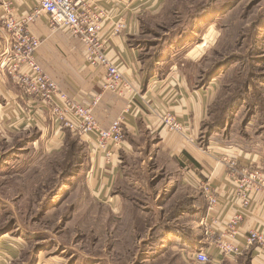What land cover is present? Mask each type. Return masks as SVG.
I'll use <instances>...</instances> for the list:
<instances>
[{"label":"crops","instance_id":"0c3cea01","mask_svg":"<svg viewBox=\"0 0 264 264\" xmlns=\"http://www.w3.org/2000/svg\"><path fill=\"white\" fill-rule=\"evenodd\" d=\"M9 1L17 19L37 7V0ZM85 1L107 11L108 19L101 33L106 42V52L131 80L135 92L116 93L106 89L104 70L88 63L84 44L67 30H53L47 14L40 12L31 24V30L42 38L36 57L44 72L62 90L84 104L90 105L95 97L99 99L93 111L101 128L108 129L121 115L125 117V138L119 146L110 147L106 153L96 150L93 141L88 143V176L92 192L110 205L113 211L126 213L125 185H121L119 192H112L117 183H133L138 175L150 178L156 168L170 169L178 175L182 172L181 185L188 193L175 201L169 212H164L167 233L163 240L166 244L174 242L180 246L186 243H190L191 247L201 246L205 241L203 220L211 223L212 218H217L218 228H221L241 211V200L236 198L233 186L226 178L223 158L234 155L244 166H264V107L261 110V99L264 103V74L261 69L256 75L253 74L254 80L246 83L238 96L241 104L237 109L228 112L220 125H214L215 120L210 122L212 127L206 131L210 119L209 108L218 100L221 87L230 85L224 84V80L235 75L237 66L232 64L235 61H230L232 65L229 63L221 73L218 68L203 84L200 81L202 74L196 73V69L191 72L179 64L168 67L159 64V61H150L142 54V47L135 42L136 35L139 33L142 8L150 6L152 0ZM2 2L0 0V22L4 17ZM120 18L126 21L127 27L123 32L115 33L114 25ZM10 45L8 31L0 29V56L6 54ZM9 82L1 73L0 96L3 106L0 115L7 124L5 127L17 132L30 129L50 131L54 134L53 139L62 138L64 129L51 115L50 108L38 99L26 96L18 86L11 87L12 81ZM230 88L232 86H228L229 92ZM256 90L260 92L258 96L254 94ZM134 93L136 95L131 96ZM245 104L248 109L254 107L255 110L251 109V114H246ZM166 110H170L185 125L183 133L170 131L161 124L157 113ZM203 137L206 143L202 144ZM126 157L130 160H126ZM207 179L218 190L220 198L210 214L209 204L200 186ZM254 198L239 224L236 243L241 254L231 257H246L248 264H264V248L262 251L250 248L246 242L249 231L257 229L264 233V193ZM213 253L215 259L212 264H220L226 258L218 250ZM176 259L181 263L193 262L189 253L187 256H176Z\"/></svg>","mask_w":264,"mask_h":264},{"label":"rangeland","instance_id":"374dc122","mask_svg":"<svg viewBox=\"0 0 264 264\" xmlns=\"http://www.w3.org/2000/svg\"><path fill=\"white\" fill-rule=\"evenodd\" d=\"M142 10L135 42L148 60L196 69L203 84L235 61V75L224 80L230 85L221 87L209 108L208 131L230 98L254 80L253 74L259 69L264 74V0H152ZM3 28L7 30L1 17ZM10 48L0 56V74L12 81L11 87L22 89L6 66L13 56ZM245 105L246 114L255 110ZM2 106L0 96V114ZM1 118L0 247H11L0 248V264H200L176 259L199 246L166 244L160 238L165 230L154 234L164 225V212L188 193L181 185L182 172L156 168L152 178L138 175L133 183H117L112 192L125 185L126 213L113 211L92 192L86 137L69 128L58 140L50 131L17 132ZM220 264L248 262L226 257Z\"/></svg>","mask_w":264,"mask_h":264},{"label":"built area","instance_id":"2783aa9c","mask_svg":"<svg viewBox=\"0 0 264 264\" xmlns=\"http://www.w3.org/2000/svg\"><path fill=\"white\" fill-rule=\"evenodd\" d=\"M2 6L3 20L12 39L8 53L11 51L13 56L8 59L6 66L24 93L48 106L62 128L77 131L86 137L89 143L93 141L95 149L99 152L108 153L110 147L119 146L125 138V117L121 115L108 129L101 128L93 111L99 99L95 97L90 105L84 104L62 90L58 83L44 72L36 57L42 38L31 30V24L36 21L38 14H47L53 30H67L84 44L88 63L104 70L106 89L116 93H133L136 89L131 80L108 56L106 42L101 37L105 21L108 19L107 11L85 0H37L36 8L23 18L17 19L13 15V6L9 0H3ZM126 27V21L120 18L115 22L114 32L121 33ZM135 95L134 93L131 96ZM157 116L168 130L179 133L185 131V125L170 110L157 113ZM223 162L226 178L232 184L236 198L241 200V211L221 228H218L217 218H212L211 223L203 220L205 241L195 253H189L190 259L200 264H212L215 259L214 250H218L223 257L241 254L236 243L239 224L244 220L255 195L264 193V166H244L234 155H226ZM200 186L209 204V214L213 213L212 208L220 201L218 190L212 186L209 179ZM246 242L248 247L262 251L264 233L253 229L246 235Z\"/></svg>","mask_w":264,"mask_h":264},{"label":"trees","instance_id":"16d2710c","mask_svg":"<svg viewBox=\"0 0 264 264\" xmlns=\"http://www.w3.org/2000/svg\"><path fill=\"white\" fill-rule=\"evenodd\" d=\"M242 93V89H239L237 94L234 95V97L230 98L231 100L227 103V105L223 108V111H222V114L221 115H224L222 118L219 117L217 119H215V122H214V125H220L222 124L225 119H226V114L232 110H234L235 108L238 107V105L240 104L239 100H238V96ZM212 127V126H211ZM210 127V128H211ZM75 146V145H74ZM70 159H71V162H70V165H72L74 163V160L76 159V153H72V155L70 154ZM74 165V164H73ZM163 225V223L161 224ZM158 229V230H157ZM155 231H154V234L159 231V230H162L164 231L165 230V226L163 225L162 228L161 226L158 227ZM165 237V234H163L160 238H164Z\"/></svg>","mask_w":264,"mask_h":264}]
</instances>
